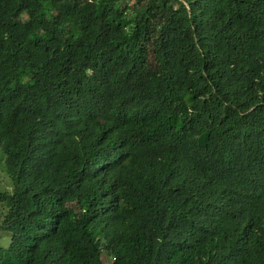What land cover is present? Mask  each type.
I'll use <instances>...</instances> for the list:
<instances>
[{"label":"trees","instance_id":"obj_1","mask_svg":"<svg viewBox=\"0 0 264 264\" xmlns=\"http://www.w3.org/2000/svg\"><path fill=\"white\" fill-rule=\"evenodd\" d=\"M0 164V264H264V0H0Z\"/></svg>","mask_w":264,"mask_h":264},{"label":"rangeland","instance_id":"obj_2","mask_svg":"<svg viewBox=\"0 0 264 264\" xmlns=\"http://www.w3.org/2000/svg\"><path fill=\"white\" fill-rule=\"evenodd\" d=\"M0 188L3 190H7L9 191L11 189V182L10 179L8 177V175L3 171L2 165L0 164ZM1 215H2V211L0 210V223H1ZM8 239H9V235H7ZM6 239H3L1 241V244H4L5 246L8 244V241H5ZM103 260V264H107V260L105 259V257H102Z\"/></svg>","mask_w":264,"mask_h":264}]
</instances>
